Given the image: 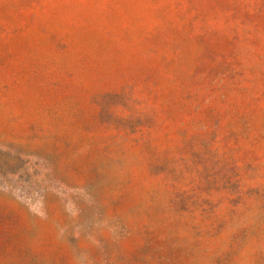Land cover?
Returning a JSON list of instances; mask_svg holds the SVG:
<instances>
[{
	"label": "rangeland",
	"instance_id": "1",
	"mask_svg": "<svg viewBox=\"0 0 264 264\" xmlns=\"http://www.w3.org/2000/svg\"><path fill=\"white\" fill-rule=\"evenodd\" d=\"M0 264H264V0H0Z\"/></svg>",
	"mask_w": 264,
	"mask_h": 264
}]
</instances>
